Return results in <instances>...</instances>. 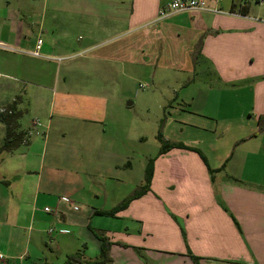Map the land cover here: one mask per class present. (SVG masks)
<instances>
[{
    "label": "crops",
    "instance_id": "0c3cea01",
    "mask_svg": "<svg viewBox=\"0 0 264 264\" xmlns=\"http://www.w3.org/2000/svg\"><path fill=\"white\" fill-rule=\"evenodd\" d=\"M169 1L0 0V41L7 46L0 48V62L8 66L27 68L28 61L16 53L33 56L30 51L38 39L40 58H49L53 43H58V24L48 20L49 11L66 7V16H75L76 24L88 22L87 47L98 49L95 58L106 63L108 74L113 62L116 67L154 64L195 74L199 62L208 61L211 74L217 75L212 83L238 101L234 109H216L221 123L180 122L186 138L174 141L198 148L206 161L185 148L157 156L151 190L109 216L96 211L114 207L134 190L123 199L117 194L111 202L105 198V206H94L87 198L98 197L97 192L87 184L75 186V166H67L75 165V156L62 151L75 149V140L78 147L115 142L108 134L109 97L81 93L75 88L77 77L65 79L69 87L60 86L64 79L56 76L49 86V114L25 126L31 135L26 143L0 154V166L7 161L10 166L0 176L8 189H0V264H48L45 247L51 244L43 233L50 235V228L64 249L62 264L75 253L69 250L75 245L81 260H97L101 240L90 226L111 242V261L105 264H264V0H208L224 12H181L160 19L159 10ZM245 5L247 14L227 13ZM2 76L17 80L9 71L0 70V80ZM6 86L20 88L9 82ZM242 101L246 105L241 109ZM54 114L60 140L50 143ZM209 167L219 169L214 180ZM134 247H141L145 257Z\"/></svg>",
    "mask_w": 264,
    "mask_h": 264
},
{
    "label": "rangeland",
    "instance_id": "374dc122",
    "mask_svg": "<svg viewBox=\"0 0 264 264\" xmlns=\"http://www.w3.org/2000/svg\"><path fill=\"white\" fill-rule=\"evenodd\" d=\"M68 12L66 7L59 10V13L49 11L48 20L58 24V28L54 29L58 30L56 32L58 43L56 45L53 43L54 49L49 53V58L17 52V56L19 55L23 61H28L25 69L0 62L1 71L12 72L17 77V80L1 77L0 112L6 111L9 103L14 102L21 110L19 122L22 128L31 124L35 118L41 120L40 117L50 112L48 102L52 98L51 87L56 76H59L61 81L64 79L60 86L69 87L65 79L68 82L77 77L74 84L81 93H105L109 97L107 106L111 113L110 117H107L108 134L115 142H111L112 145L109 147L105 145L78 147L75 140V149H62L68 157L75 156V165H67L71 168L75 166V186L80 188L87 184L86 187L89 186L98 194V197L88 196L89 202L96 207H103L105 198H109L111 202L117 194H123V199L125 194L128 195L143 184L149 159L156 157L161 147L160 132L165 140H184L187 130L180 129L181 121L189 119L197 124L200 122V124L210 126L216 119L221 123L223 116L217 115V111L226 108L234 109L236 108L235 102L238 103V101H231L233 99L226 97V92L219 89V83H212V78L217 81L215 78L217 75L211 74L207 66L210 64L208 61L199 62L201 68H197L195 74L163 69L154 64L148 66L130 63L127 67L124 66L127 70L125 74L123 65L118 63L116 67L113 62L110 74H108L104 69L106 63L95 58L99 53L98 49L87 47L88 22L86 21L85 25L80 21L76 24L75 16L73 19L66 16ZM53 13L57 14L55 18H52ZM62 31H68V34L64 35ZM43 38H45L44 35ZM1 53L16 55L11 52L2 51ZM8 82L17 84L20 87L17 88L18 91L6 86ZM22 87L24 91L20 94L19 90ZM211 88L214 90L211 91ZM91 105L88 103L90 108ZM245 105L246 101H242V105L239 106L242 109ZM99 106L96 105V107ZM91 111L92 108L86 110V113L90 114ZM52 119L53 133L50 143L60 140L55 133L56 126H58L55 114ZM187 127L190 128V126ZM28 134L27 131V137L23 143L31 137ZM203 134L205 136V132ZM4 136L5 127L0 122V145L3 143ZM76 161L79 162L76 163ZM9 169L8 161L2 163L0 176ZM84 171L85 175H88V180L82 181ZM209 174L214 180V174ZM0 189L8 191L2 184H0ZM48 204L52 207L51 203ZM43 206L44 204L39 209H43ZM39 213L44 217L49 216L43 211ZM94 223H97V220ZM43 234L46 241L51 244L45 247L49 257L48 264H62L64 249L57 242L58 234L55 232L52 237L51 233L50 235ZM69 250L79 252L77 245L75 249ZM141 253V257H145L143 252Z\"/></svg>",
    "mask_w": 264,
    "mask_h": 264
},
{
    "label": "trees",
    "instance_id": "16d2710c",
    "mask_svg": "<svg viewBox=\"0 0 264 264\" xmlns=\"http://www.w3.org/2000/svg\"><path fill=\"white\" fill-rule=\"evenodd\" d=\"M239 11L244 15L247 14L246 5L243 6ZM21 115V110L17 107V105L12 102L9 103L8 109L4 112H0V122L4 124L5 127V136L3 139V143L0 145V154L4 152H14L17 150L24 142L25 138L27 137V130L22 128L19 117ZM159 139L161 140V147L157 156L166 153L172 148H185L189 150L197 151L201 154V156L206 161L204 154L196 147L186 145L181 141H169L163 139L162 132L159 133ZM156 157H151L146 167L144 182L142 185L137 187L133 193L125 197L121 202L110 209H103L97 210L98 214L115 216L121 210H124L128 207L130 202L136 198H139L150 191L151 189V182L153 179L154 174V167H155V160ZM219 169H212L209 167V172L213 174ZM90 229L94 232V234L101 240V254L100 258L97 260L92 261H84L81 260V255L79 253L70 254L65 262V264H73L76 261H80L82 264H105L111 261L110 257V246L111 242L109 238L103 233V231L98 230L92 226ZM183 236L186 238L185 229L182 228ZM129 246V245H128ZM135 250L138 252L140 256H142V248L141 247H134ZM196 259L195 256H193ZM46 264V263H44Z\"/></svg>",
    "mask_w": 264,
    "mask_h": 264
},
{
    "label": "built area",
    "instance_id": "2783aa9c",
    "mask_svg": "<svg viewBox=\"0 0 264 264\" xmlns=\"http://www.w3.org/2000/svg\"><path fill=\"white\" fill-rule=\"evenodd\" d=\"M220 1V0H219ZM262 1V0H261ZM197 11H211L215 13L224 12L221 8L215 6L212 7L208 0H170L165 6L159 10V18H165L172 14L181 12H197ZM234 15H243L240 11L234 10L227 12ZM42 39H38L35 45V49L30 51L33 56L40 57L41 53ZM0 48H7V46L0 41ZM34 124L38 123V120L33 121ZM45 211L51 212L50 207H45ZM52 232V228L49 229V233ZM3 258V254L0 253V259Z\"/></svg>",
    "mask_w": 264,
    "mask_h": 264
}]
</instances>
